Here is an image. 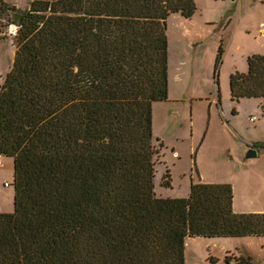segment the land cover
<instances>
[{"label": "trees", "instance_id": "trees-1", "mask_svg": "<svg viewBox=\"0 0 264 264\" xmlns=\"http://www.w3.org/2000/svg\"><path fill=\"white\" fill-rule=\"evenodd\" d=\"M196 9V0H32L15 11L0 87L14 209L0 212V264H186L188 238L264 236V212H236L231 183H192L185 197L154 190L166 21ZM223 53L221 44L215 74ZM247 64L230 75L232 101L264 97V54Z\"/></svg>", "mask_w": 264, "mask_h": 264}, {"label": "rangeland", "instance_id": "rangeland-1", "mask_svg": "<svg viewBox=\"0 0 264 264\" xmlns=\"http://www.w3.org/2000/svg\"><path fill=\"white\" fill-rule=\"evenodd\" d=\"M31 1L0 0V87L12 68L16 52L15 36L10 30L16 25L10 20L15 11L27 9ZM196 5L192 18L172 13L166 21L167 36L172 42L169 80L173 89L169 91V100L153 103V137L158 150L154 157V190L157 196L185 197L192 183L231 181L236 212L264 210V154L246 159L250 161L248 165H240L242 143L223 126V113H217L215 105L211 113L209 110V103L221 96L226 118L243 121L245 125L249 112L261 111L262 105L257 100L242 99L237 104L224 97L223 59L216 74L215 64L218 49L227 39L261 53L264 44L257 37L259 30L264 29V0H196ZM238 7L247 18L230 24L223 32L224 28H220L223 18ZM249 33L254 37L248 38ZM225 83L229 89V77ZM233 107L237 115L232 114ZM204 138L206 141L200 148ZM175 151L178 156H174ZM2 163L0 212H12L13 159L3 155ZM166 171L171 175L169 186L162 184ZM239 257L248 264H264V237H202L191 245L186 241V264H238Z\"/></svg>", "mask_w": 264, "mask_h": 264}, {"label": "crops", "instance_id": "crops-1", "mask_svg": "<svg viewBox=\"0 0 264 264\" xmlns=\"http://www.w3.org/2000/svg\"><path fill=\"white\" fill-rule=\"evenodd\" d=\"M247 14L243 11L242 8L238 7L236 10H233L231 13H229L227 16H225L223 18L222 24L220 26V28H224L222 29L223 32L225 30V28L227 26H229L232 23H238L242 20H244L245 18H247L246 16ZM193 17V16H192ZM191 17V18H192ZM264 28V26H262ZM259 35L257 37L258 42H262L264 44V29H260L259 30ZM248 38H253L254 35H252V33L247 34ZM256 38V37H255ZM169 40V38H168ZM172 42L169 40V48H170V44ZM176 43V42H174ZM222 45L224 48V53H223V63H222V67H221V72H222V88H224V97L226 98H230L231 100V95H230V86L229 89L225 83V79H227V77H229L230 79V75L232 73H234L235 71H239V72H246L248 70V64H247V58L249 55L254 54V53H258L255 52L252 48H249L248 45H242L238 42H233V40L227 39L225 40V43H223L222 41ZM248 46V47H247ZM261 51V50H260ZM169 54V52H168ZM260 54H264V49L261 51ZM170 55V54H169ZM170 57L168 59V80H169V71H170ZM227 88V89H226ZM169 91H171V84H170V80H169ZM170 99L169 94H168V100ZM221 96H217L215 99H213V101H211L209 104V110L210 113L211 111H213L214 109V105L216 107V111L217 113H223L222 119H223V126L227 127L229 129V131L231 132V134L237 139V141L242 143V148H241V152L242 155H240V159L238 162H240V165H248L250 163L246 161V154L248 152L249 149H256L257 151V156H261L264 154V147H252V144L256 141H263L264 142V97L262 98H240L237 101V104H239L242 99H254L259 101L258 104L262 105L261 106V111H251L249 112V116H248V124H244V122H239V121H234L233 120H228L226 118L225 113L222 111L221 109V103L220 100ZM232 101V100H231ZM235 103V101H232ZM194 105L192 104V111L194 110ZM233 109L235 110V112H233ZM232 114L237 115L238 112L236 110L235 107L232 108L231 110ZM255 116L256 119L254 121H250L251 117ZM212 119L210 118V121ZM257 126L255 128L250 129V125H256ZM206 141V139L204 138V140H202L200 148L203 146L204 142ZM231 148H228V150L230 151ZM232 152V150L230 151ZM233 154V153H232ZM244 155V156H243ZM201 182V181H200ZM204 183H231V181H202ZM232 184V183H231ZM233 186V184H232ZM188 196V195H187ZM239 212H245V211H239ZM257 212H264V210H259ZM264 237V236H263ZM220 238V237H219Z\"/></svg>", "mask_w": 264, "mask_h": 264}, {"label": "bare ground", "instance_id": "bare-ground-1", "mask_svg": "<svg viewBox=\"0 0 264 264\" xmlns=\"http://www.w3.org/2000/svg\"><path fill=\"white\" fill-rule=\"evenodd\" d=\"M173 89V85H172V83H171V90ZM179 155V153L177 152V151H175V153H174V156H178ZM199 239H201L200 237H192V238H188L187 240H188V245L190 244L191 245V243H193V244H195L196 242H198L199 241ZM214 239V238H213Z\"/></svg>", "mask_w": 264, "mask_h": 264}, {"label": "built area", "instance_id": "built-area-1", "mask_svg": "<svg viewBox=\"0 0 264 264\" xmlns=\"http://www.w3.org/2000/svg\"><path fill=\"white\" fill-rule=\"evenodd\" d=\"M17 29H18V26H14V28H10V30L14 33V36L17 34ZM256 119L255 116L251 117L250 121H254ZM2 154L0 153V167L2 166ZM5 185H9L8 183H6Z\"/></svg>", "mask_w": 264, "mask_h": 264}, {"label": "water", "instance_id": "water-1", "mask_svg": "<svg viewBox=\"0 0 264 264\" xmlns=\"http://www.w3.org/2000/svg\"><path fill=\"white\" fill-rule=\"evenodd\" d=\"M257 156V151L256 149H249L247 154H246V158L250 159V158H254Z\"/></svg>", "mask_w": 264, "mask_h": 264}]
</instances>
